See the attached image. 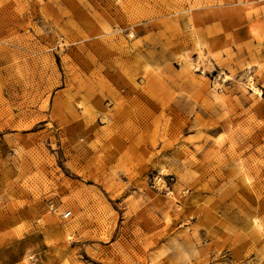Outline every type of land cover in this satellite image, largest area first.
Wrapping results in <instances>:
<instances>
[{
	"label": "rangeland",
	"instance_id": "374dc122",
	"mask_svg": "<svg viewBox=\"0 0 264 264\" xmlns=\"http://www.w3.org/2000/svg\"><path fill=\"white\" fill-rule=\"evenodd\" d=\"M2 263L264 264V0H0Z\"/></svg>",
	"mask_w": 264,
	"mask_h": 264
},
{
	"label": "bare ground",
	"instance_id": "6f19581e",
	"mask_svg": "<svg viewBox=\"0 0 264 264\" xmlns=\"http://www.w3.org/2000/svg\"><path fill=\"white\" fill-rule=\"evenodd\" d=\"M258 93H259V92H258ZM258 93H257V94H258ZM254 223H255V222H254ZM253 227H254V228H257L258 225H257V224H253ZM258 228H259V227H258ZM258 228H257V229H258ZM260 228H261V227H260ZM258 230H259V229H258ZM259 231H260V230H259ZM259 231H258V234H259ZM14 256H15V255H14ZM14 256H13V257H14ZM16 256H17V255H16ZM16 256H15V257H16ZM15 257H14V258H15ZM7 259H8V258H7ZM13 260H14V259H13ZM3 261L6 262V260H3ZM24 261H26V259H24ZM6 263H7V262H6ZM2 264H3V263H2Z\"/></svg>",
	"mask_w": 264,
	"mask_h": 264
},
{
	"label": "built area",
	"instance_id": "2783aa9c",
	"mask_svg": "<svg viewBox=\"0 0 264 264\" xmlns=\"http://www.w3.org/2000/svg\"><path fill=\"white\" fill-rule=\"evenodd\" d=\"M70 216V212H66L62 215L63 218H68Z\"/></svg>",
	"mask_w": 264,
	"mask_h": 264
}]
</instances>
